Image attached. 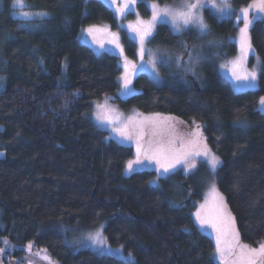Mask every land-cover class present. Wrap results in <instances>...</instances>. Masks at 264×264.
Listing matches in <instances>:
<instances>
[{"label":"trees","instance_id":"obj_1","mask_svg":"<svg viewBox=\"0 0 264 264\" xmlns=\"http://www.w3.org/2000/svg\"><path fill=\"white\" fill-rule=\"evenodd\" d=\"M252 1L231 3L240 8ZM24 2L28 10L47 16L32 19L33 27H20L12 16L13 0H0V75L5 78L0 89V238L45 249L59 264H131L88 249L74 251L50 226L62 221L92 228L104 222L108 243L130 252L135 264H219L212 239L192 218L211 177L208 167L199 163L187 174L178 170L159 179L158 187L149 183L154 171L124 175L132 147L109 138L90 117L95 101L113 96L122 109L201 121L206 145L223 161L215 183L240 241L256 246L264 240V113L258 111L264 96L262 20H254L249 31L261 60L255 89L235 91L218 73V60L237 53L236 44L225 40L237 26L204 9L210 35L200 36L194 26L175 34L159 23L148 41L150 48L179 57L186 56L183 42L195 52L205 50L208 56L195 74L172 67L156 82L140 72L133 80L136 91L120 98V57L97 53L78 38L86 26L108 23L117 30L113 9L103 0ZM137 6L144 16L150 14L143 0ZM120 32L125 56L134 59L135 42ZM216 39L217 48L222 43L220 58L206 45ZM13 254L21 258L24 250Z\"/></svg>","mask_w":264,"mask_h":264},{"label":"rangeland","instance_id":"obj_2","mask_svg":"<svg viewBox=\"0 0 264 264\" xmlns=\"http://www.w3.org/2000/svg\"><path fill=\"white\" fill-rule=\"evenodd\" d=\"M103 1L110 6V0H103ZM137 1L138 0H136L135 4H131L129 9L125 10L123 15L118 14L116 12V8L122 2H124V0H116V4L110 6L115 13V17H116L117 25H118L117 30H113L111 28V25L108 23H102V24H98V25H91V26L83 27L81 29V31L79 33V37H78L79 41L81 43H84V44L90 46L97 53L112 52V53H114L120 57L122 70H121L120 79H119L120 86H119V90L117 91V96H119L120 98H125V97L129 96V95L123 94L122 87H121L122 83H123L122 77L125 74V62L126 61H127V75L131 79L130 87L132 89H134V92H135L136 90H135L134 85H133V80H134V77L140 72L147 73L156 82H161L163 80L162 75L164 76V73L171 74V68L172 67L179 68V69L183 68L184 69L182 72L183 75L187 74V73H190L193 75V73L196 72V67L199 63L195 64V66L189 65L188 64L189 54H191V56L193 58H195L197 56L203 57V59H201L200 61L206 59L208 56V53L205 52V50L200 49L201 51L195 52L192 49L191 45H188L187 42L182 43L183 49L186 51V56L182 55L180 57L170 53L169 51H164V50L159 49V48L158 49H152L149 47L148 42H146L144 44V48L146 51V54L144 56V62L146 65H147V62L149 61L151 55L160 54V53H163L165 56V59L168 60L169 62L167 64H159L158 63L156 65V73H153L150 67L148 68L147 71H135L134 72L132 66L133 65H139L141 63L140 56H139V51H140L141 45H140L139 40L136 38V33L133 32L131 29H129L128 26L133 25L135 27L138 25V22H143V24L149 23L151 21V18H152V7L151 6L153 4H156L158 6V8H160V9L167 8L172 13H179V12H182L185 10L183 7L185 4L196 2V0H179L178 2H175V3H163V4H161V3H158V2L152 1V0H143V2L146 5V8L150 12V14L148 16H144L143 13L141 12V10L137 6ZM215 2L217 4H219L220 0H215ZM228 3L230 6V10H231L230 15L229 14H223L222 15L221 13L217 12L215 9H212L211 8V0H207V6L198 9L197 13H198V15L202 16L205 24H206V22H205L204 13H203L204 9H209L218 18H230L234 21V24L237 26V31L234 35L228 36L225 40L230 41V42H234L236 44L237 53L235 56H233L227 60H218L217 70H218V73L220 74V76L223 77L224 79H226L235 91L239 92V91H245V90H249V89H255V88L245 87L244 86L245 82H242V81L237 82V81L233 80L232 73H231L230 69L232 68V62L235 61L238 57H240V54H241L240 53V29L244 27L243 14L241 12V9L249 8L248 18L250 21H252V23L256 19L262 20L264 22V12L259 11L258 8L250 7L254 3V0L252 2H250L248 5L242 6L240 8L234 7L231 3V0H228ZM20 11H28V12H32V13L43 12V11L28 10L26 7L21 9L18 6L13 4L12 16L16 19H19L20 21L22 19V18H19V16H18ZM130 14H131V16H129ZM238 17H240V19H238ZM35 18H40V17L36 16V17H31L30 19L32 20ZM163 19L165 21L164 23L167 24L172 30L171 17L168 16V17H164ZM33 22L34 21H31V23H33ZM31 23L27 24L24 27H33V24H31ZM252 23L250 24V27H251ZM157 24H159V23H157ZM89 27H95L96 29H99V31H96L93 33L92 36H89L84 31L85 29H87ZM250 27H249V31H250ZM155 28H156V26H155ZM155 28L153 29V32H155ZM121 30L124 31L127 34V36L130 39H132L136 44V55H135L134 59L130 60L129 58H127L125 56L122 41H121V32H120ZM183 30H184V28L181 29L179 34H181ZM249 31H248V36H249V40H250ZM113 33L116 34V36L119 39V44H120L119 49L115 48L113 44L109 43V41L112 40V34ZM198 33H199V31H198ZM212 42L213 43L210 45L209 41H207V43H206L207 48H214V50H216V51L213 50V53H212V54H214L213 57L216 56L217 58H220L219 48L221 47L222 43L217 48L216 46L219 44V40H217V43L214 41H212ZM250 43H251V40H250ZM101 45H103V47H101ZM120 49H123L122 53H121ZM194 52H195V54H194ZM177 57H179L183 61V63L178 64L176 62ZM257 57H259V56L255 53L254 48H253L252 43H251V50L249 51L248 58H247V60L242 62L240 71H241V73L256 71L257 72V82L256 83L258 86V76H259V73L261 71V60L259 58V65H258L257 59H256ZM0 61H1V58H0ZM163 66H165L166 68L164 69ZM162 69H164V70H162ZM189 69H191V70H189ZM157 74H158V78H157ZM4 85H5V78L2 75H0V89H3ZM113 98H114L113 96H107L102 100L95 101L93 103V108H92V111L90 113V117L97 127L101 128L103 130H106L108 132L109 138L113 139L114 141H116L117 143H120L122 145H128V146L132 147L134 155L129 160L136 159V155H137L136 143H137V138H138L137 135L133 134L132 139L125 140L121 136H119L118 133L116 131H114L113 129L114 128H117V129L122 128L125 125H128L129 130L134 133L135 130L139 127L140 123L145 122V118H156V117L170 118L168 122L172 125V129L170 132H167L165 134L164 139L165 140L175 139L177 141V143L167 145V147H169V148L179 149L180 148V143H179L180 140H183L185 143H187V141L193 139V132L197 130L196 125L200 126L199 132L201 133V136H200L201 145L206 144L205 138H204V135L202 132V122L201 121H194L195 124L193 122L192 123H186V122L180 120L179 118H177L176 116L169 115V114L144 113V112H142L136 108L122 109L121 107H119L118 105H116L112 101ZM258 107H259V104H258ZM98 116L100 117V119H97ZM105 118H108V119L114 121V123L113 124L107 123ZM160 139H161L160 135H153V130L150 127L145 128V134H144L143 138L140 139V144L142 146L141 159L144 158L145 152H148V154L151 155L157 150V148L159 147L157 141ZM207 148L210 150V148L208 146H207ZM1 153L3 155H1L0 157H3L4 153L2 151H1ZM211 153L215 154L212 151H211ZM201 159L202 158L197 157V165L199 163H201V162H199ZM126 165H127V163H126ZM155 167H156V165L154 163L149 164L147 161H145V164L143 166H136V168H137L136 171L149 170V171H154L156 173V171L154 170ZM178 170H181L184 172L183 168L180 166H178L176 171H178ZM131 173H133V172H127L126 171V166H125L124 175L128 176ZM215 176H216V174L213 175L211 173L210 180L208 181V183L205 187V190H204L203 199L201 202L198 203L197 208L195 211H193V213H195L197 211V209L199 208V206L201 204H205L206 201H207L208 212L211 213L214 211V204H213L212 195H211V189H212L213 185H215L217 191L220 193V191L218 190L216 183H215ZM156 177H157V173H156ZM193 213H192V218H193V221H194V224L196 225V227L199 229V231L201 233L207 235L208 237H210L212 239V241L214 243L213 257L216 261L219 262V264H241V256L243 255V257L246 259L249 254L247 251L241 253V247L240 246L247 245L249 249H254V250L258 251L260 246L264 245V240H262L256 246H252V245L243 243L240 241V239L238 241L234 240L230 234L231 230L229 229L227 223L225 222L223 225H221L223 231L220 235V239H221L220 247L224 251L223 258H221V256L219 254H217V232L214 231L211 227H207V226H205L203 229H201L199 224L195 221V217H194ZM225 214L226 215L230 214V216L233 218V216L231 215V213L229 212V210L226 206V203H225ZM50 226L53 229L59 231L63 235L66 245L68 247H70L72 250L76 251V250H80V249H88V250H90L96 254H98L97 246L92 245V242L89 239V237L95 235L96 232H100L101 238L104 239L105 244L107 245V249L110 250V252L106 253L105 255L111 256V257H114L117 259H121V260H124L128 263H131L128 260V254L130 252L125 251L122 246H112L106 240L104 232H103L104 222H101V224H98L92 228H85L82 225L68 224V223H64L62 221H55ZM234 228H235V231L238 233L235 221H234ZM0 243H1L0 264H59L55 259H53L47 253V251L45 249L35 248L34 246L32 247V245H27L24 247H18L16 245L12 244L6 238H0ZM85 245H87V246H85ZM15 249H23L24 255L21 258L15 256L13 254V250H15ZM132 257H134V256L132 255ZM255 260H256V264H262V258L261 257L257 256V257H255ZM134 261H135V258H134Z\"/></svg>","mask_w":264,"mask_h":264},{"label":"snow or ice","instance_id":"obj_3","mask_svg":"<svg viewBox=\"0 0 264 264\" xmlns=\"http://www.w3.org/2000/svg\"><path fill=\"white\" fill-rule=\"evenodd\" d=\"M136 0H124L117 8L116 12L120 15H123L125 10L129 9L131 4H135ZM13 4L23 9L25 7H30V5H26L24 0H13ZM116 4V0H110V6ZM207 6V0H196L194 3L185 4L184 11L179 13H172L169 9H160L156 4H153L152 7V18L151 21L147 24H143V22H138L137 26L129 25V29L136 33V38L140 42V51L139 56L141 63L139 65H133V71H147L150 67L153 73H156V65L159 64H167L169 61L165 59L163 53L154 54L150 56L147 65L144 62V56L146 54L144 44L154 36L153 29L155 28L157 23H164V17H171L172 23V31L176 34H179L181 29H187L189 26H195L200 36L210 35V31L208 26L204 23L202 16L198 15L197 10ZM254 8H258L259 11L264 12V0H254V3L250 6ZM211 8L215 9L217 12L223 14H231L230 6L228 0H220V3L217 4L215 0H211ZM243 14V24L244 27L240 29V57H238L235 61L232 62V68L230 69L232 73L233 80L237 82H245L244 86L247 88H256L257 86V72H243L241 73L240 68L242 62L247 60L249 51L251 50V43L248 36V31L250 24L252 21L249 20V8L241 9ZM21 19L20 27H24L27 24L31 23V17H44L47 16V13H32L28 11H20L18 14ZM240 19V17H238ZM89 36H92L94 32L99 31L95 27H89L84 30ZM109 43L113 44L115 48H120L119 39L116 34H112V40ZM213 42L209 41L211 45ZM103 47V45H101ZM121 53L123 49H120ZM203 59L201 56H197L193 58L191 54H189L188 64L195 66V64L199 63V61ZM257 63L259 65V57L256 58ZM176 62L178 64L183 63V61L177 57ZM191 70V69H189ZM195 74V73H193ZM261 75H264V71H261ZM158 78V74H157ZM122 91L124 95H130L134 92V89L130 87L131 79L127 75V61L125 62V74L122 77ZM78 95V93H76ZM259 107L258 111L264 113V96L259 99ZM97 119H100L98 116ZM170 118L156 117V118H145V122H141L139 127L133 133L129 130L128 125H125L122 128H114L113 130L118 133L125 140L132 139V135H137V143H136V159L127 161L126 171L127 172H135L137 170L136 166H143L145 161L149 164L154 163L156 165L155 171L157 173V177L153 181H149L150 184L155 186L158 185L159 179H167L170 175L175 174L178 166L182 167L184 172L187 174L196 169L197 166V157L202 158L199 162L205 163L209 169V171L215 175L220 168L223 167V161L215 154L211 153V151L207 148L206 144L201 145L199 132V125H196V131L193 132V139L187 141L185 143L183 140H180V148H169L167 145L175 144L177 141L175 139H164V136L167 132H170L172 129V125L168 122ZM106 122L109 124H113L114 121L105 118ZM195 124V122L193 121ZM150 127L153 130V135H160L161 139L157 141L159 147L157 150L149 155L148 152L144 153V158L141 159V150L142 146L140 144V139L143 138L145 134V128ZM0 155H3L0 153ZM212 200L214 204V211L208 212L207 210V201L205 204H201L197 211L193 213L195 217V221L199 224L200 228L203 229L205 226L211 227L214 231L217 232V254L223 258L224 251L220 247L221 239L220 235L223 231L221 225L225 222L227 223L232 238L236 241L239 240V234L235 231L234 228V218L230 216V214H225V198L222 194H220L215 185H213L211 189ZM89 239L92 242V245L97 246L98 254L103 256L106 253L110 252L107 249V245L105 244L104 239L101 238V233L96 232L95 235L90 236ZM87 246V245H85ZM241 253L247 251L248 257L245 259L243 255L241 256V264H256L255 257L259 256L262 258V264H264V245H261L259 250L249 249L247 245L240 246ZM128 260L131 264H135L134 257H132L131 253L128 254Z\"/></svg>","mask_w":264,"mask_h":264},{"label":"crops","instance_id":"obj_4","mask_svg":"<svg viewBox=\"0 0 264 264\" xmlns=\"http://www.w3.org/2000/svg\"><path fill=\"white\" fill-rule=\"evenodd\" d=\"M0 153H1V151H0ZM1 156V155H0Z\"/></svg>","mask_w":264,"mask_h":264}]
</instances>
